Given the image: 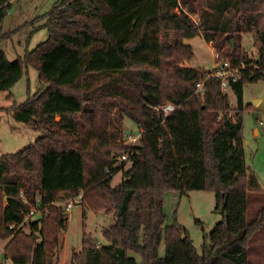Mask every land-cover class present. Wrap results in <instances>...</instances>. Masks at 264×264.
<instances>
[{
  "label": "trees",
  "instance_id": "obj_1",
  "mask_svg": "<svg viewBox=\"0 0 264 264\" xmlns=\"http://www.w3.org/2000/svg\"><path fill=\"white\" fill-rule=\"evenodd\" d=\"M11 6L0 0V43L11 36L2 31ZM38 28L48 37L24 57L11 60L0 47V93L31 67L42 83L24 102L0 108L41 133L0 157L5 259L58 264L65 202L82 193L84 210L112 207L114 219L102 229L105 243L84 235L72 264H264V240L253 244L264 233V191L249 219L248 193L261 189L242 137L244 86L264 79V0H60ZM200 35L233 65H244L229 82L236 107L221 79L207 77L213 69L183 64L194 57L185 42ZM247 35L257 58L242 45ZM168 103L177 109L166 115L161 107ZM126 117L140 130L134 144L124 137ZM119 171L122 181L113 185ZM169 189L215 193L223 218L202 254L181 226L166 224ZM33 207L38 218L26 219Z\"/></svg>",
  "mask_w": 264,
  "mask_h": 264
},
{
  "label": "rangeland",
  "instance_id": "obj_2",
  "mask_svg": "<svg viewBox=\"0 0 264 264\" xmlns=\"http://www.w3.org/2000/svg\"><path fill=\"white\" fill-rule=\"evenodd\" d=\"M58 1L60 0H13L9 14L2 26V31L10 33L11 36L0 43V47L5 50L9 59L13 60L19 56L24 57L27 51H31L47 39V28L38 27L46 21L47 15L53 10ZM198 12L191 13L195 20L199 19ZM34 28L37 29L33 31ZM188 42L193 47L194 57L191 60L183 61L186 66L209 71L218 66L222 59L228 58L222 52H220L222 55L219 58H215L214 52L217 49L214 48L212 42L204 40L202 35ZM242 45L249 58L258 57L251 36H244ZM41 84L38 71L31 67L29 75L25 73L10 91L0 93V108H8L14 102L18 104L24 102L29 92L31 94L35 93ZM225 93L228 94L231 105L236 107L237 101L234 92L229 89ZM123 126L124 137L126 135L133 137L140 135L138 126L131 118L126 117ZM40 136L39 131L16 121L7 111H0V157L5 153H15L23 150ZM242 137L246 164L256 174L261 189L260 191H249L248 193L247 215L249 219H253L262 205V200L257 199V196H260L258 192L264 191V79L257 82H247L244 86ZM126 141L132 144L128 139ZM129 166L130 163L126 165V168ZM122 178V172H117L114 175L112 184H119ZM215 205V193L212 190H189L181 193L178 190L169 189L163 195L166 224L181 226L199 254L203 253L205 242L208 241V236L215 224L223 218L221 212L216 210ZM109 210V212L105 210H84L82 203L73 205L70 213H68L67 230L61 235L63 247L58 264H72V254L74 251L79 252L82 250L85 234L98 240L99 245L101 242H106L102 229L111 225L114 219V209L111 207ZM34 217L38 218V215L36 214ZM263 236L264 233L257 236L253 244L255 245L264 240ZM165 238L164 233L159 247L161 257L165 255ZM259 238L260 240H258ZM9 240L0 238V264H6L8 261L9 264H13L10 260L5 259V246ZM137 258L139 259V256Z\"/></svg>",
  "mask_w": 264,
  "mask_h": 264
},
{
  "label": "built area",
  "instance_id": "obj_3",
  "mask_svg": "<svg viewBox=\"0 0 264 264\" xmlns=\"http://www.w3.org/2000/svg\"><path fill=\"white\" fill-rule=\"evenodd\" d=\"M176 13L177 14H181L183 12L187 13L184 9L182 8H177L176 10ZM194 19V18H193ZM194 21L196 23L199 22V19L198 20H195ZM214 55H215V58H219L220 57V52L219 51H216L214 52ZM244 69V65H233L232 63V60L228 59V58H224L222 59L219 63H218V66H215L213 68V71L212 73H209L207 74V77L210 78V77H218L221 79L222 81V89L224 92H226L229 88V82L230 80H237L240 78L241 76V71ZM199 86V89L201 90L202 89V86H203V83H200L198 84ZM162 111L168 115L170 114L171 112L175 111L177 108L174 104L172 103H168L166 105H163L161 107ZM128 141H130L131 143H135L139 136H131V135H126ZM126 158V156H124V159ZM83 201V194H79L75 197H72L70 199H68L66 202H65V205H64V209H65V212L68 214L70 213L71 211V208L73 207L74 204L76 203H81ZM39 215L40 214V211L38 209V207H33L30 212L27 214V217L26 219H30L31 217H33L34 215ZM10 262L8 261L6 264H9Z\"/></svg>",
  "mask_w": 264,
  "mask_h": 264
},
{
  "label": "water",
  "instance_id": "obj_4",
  "mask_svg": "<svg viewBox=\"0 0 264 264\" xmlns=\"http://www.w3.org/2000/svg\"><path fill=\"white\" fill-rule=\"evenodd\" d=\"M232 43L234 44V40H232ZM186 44L189 45L190 43L188 41H186ZM5 200H7V196H5ZM182 237L185 238L186 234L183 232L182 233Z\"/></svg>",
  "mask_w": 264,
  "mask_h": 264
},
{
  "label": "crops",
  "instance_id": "obj_5",
  "mask_svg": "<svg viewBox=\"0 0 264 264\" xmlns=\"http://www.w3.org/2000/svg\"><path fill=\"white\" fill-rule=\"evenodd\" d=\"M12 2H13V0H12ZM10 94H11V92H10ZM171 190H178V189H171Z\"/></svg>",
  "mask_w": 264,
  "mask_h": 264
}]
</instances>
